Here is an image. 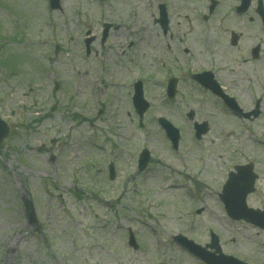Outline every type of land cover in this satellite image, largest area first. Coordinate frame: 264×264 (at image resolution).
<instances>
[{
	"label": "rangeland",
	"instance_id": "374dc122",
	"mask_svg": "<svg viewBox=\"0 0 264 264\" xmlns=\"http://www.w3.org/2000/svg\"><path fill=\"white\" fill-rule=\"evenodd\" d=\"M207 1L61 0L52 11L47 0H0V116L11 127L0 144V264H201L172 236L204 245L209 229L223 252L264 264V231L230 219L218 197L231 166L253 162L258 179L247 202L264 205V59L244 60L260 30L253 11L234 12L236 0H218L210 16ZM161 2L179 40L163 36L155 22ZM205 15L214 20L201 24ZM105 22L119 28L102 50L96 46L97 55L86 56V31L100 35ZM230 29L243 35L235 49L226 42ZM207 39L215 62L203 55ZM169 64L212 66L230 92L240 91L242 106L261 97L262 114L251 122L234 118L188 82L165 101L161 79ZM138 77L146 79L151 104L143 128L129 98ZM189 109L210 125L201 141L185 117ZM158 117L179 128L178 151L169 148ZM142 147L152 159L137 173ZM109 161L117 170L113 181ZM163 191L174 201L166 203ZM28 199L35 223L25 219ZM128 229L137 250L127 245Z\"/></svg>",
	"mask_w": 264,
	"mask_h": 264
},
{
	"label": "water",
	"instance_id": "95a60500",
	"mask_svg": "<svg viewBox=\"0 0 264 264\" xmlns=\"http://www.w3.org/2000/svg\"><path fill=\"white\" fill-rule=\"evenodd\" d=\"M247 4L248 2L244 3L243 6H241V10L245 9L247 7ZM258 7L261 10V4H259ZM160 16L165 17L163 6L160 8ZM107 29L108 26H106L105 32L107 31ZM134 101L135 105L138 106L139 103H141L140 101H142L141 91L139 87L135 88ZM143 108L144 107H142V109ZM163 125L167 129L166 131L168 135L171 136L173 133H176L175 130L171 129L170 125L168 126L166 123H163ZM8 130L9 129L7 124L0 119V142L6 137V135L8 134ZM236 170L237 173L230 174V177L224 187V194L221 196L226 204L227 212L231 217L235 219H245L246 221L251 222L264 229V210L260 211L247 208L245 204V197L252 190L253 177L250 175V167H237ZM229 191L232 192L233 195H231ZM25 210L28 220L30 222H34L35 216L29 202H25ZM130 242L134 244L133 237H130ZM209 246H216V244L214 243L213 245ZM225 258L227 257H220V259Z\"/></svg>",
	"mask_w": 264,
	"mask_h": 264
},
{
	"label": "flooded vegetation",
	"instance_id": "af4514ba",
	"mask_svg": "<svg viewBox=\"0 0 264 264\" xmlns=\"http://www.w3.org/2000/svg\"><path fill=\"white\" fill-rule=\"evenodd\" d=\"M201 18L203 19V21H208V20H210L211 17H201ZM170 30H171V28H170V23H169V24H168V30H167V32H169ZM167 32H166V33H167ZM166 33H164V35H166ZM170 38H171L172 40H174V39L179 40V39H178V35L174 32L173 29H172V34L170 33ZM240 38H241V35H238V38H237V44L239 43ZM255 45H259V46H260V44H255ZM177 47H178V46H176V48H177ZM201 48H202V47H201ZM235 48H237V45L235 46ZM179 49H180V47H178L177 50H179ZM260 49H261V47H260ZM182 51H183V53H185L186 55H189V54H191V51H192V50L190 51L189 48H183ZM171 52H173V51H171ZM202 52H203V51H202ZM175 59L178 60V59H179L178 56L175 57ZM257 59H258V57H256V59H254V61H256ZM201 71H203V70H201ZM210 71H211V70H210ZM198 72H200V71H197V73H198ZM213 74H214L215 78L218 80V82H219L221 85H223L222 83H224V78H225V77L221 76L218 70H216V72H214ZM174 75H175V74H171V75L168 76L167 78H169V77H174ZM164 77H165V76H164ZM235 85H238V83L235 82Z\"/></svg>",
	"mask_w": 264,
	"mask_h": 264
},
{
	"label": "bare ground",
	"instance_id": "6f19581e",
	"mask_svg": "<svg viewBox=\"0 0 264 264\" xmlns=\"http://www.w3.org/2000/svg\"><path fill=\"white\" fill-rule=\"evenodd\" d=\"M161 194H163V195H165V202L167 203H169V202H173L174 201V197L172 196V197H170L171 195H169V196H166V192H161Z\"/></svg>",
	"mask_w": 264,
	"mask_h": 264
}]
</instances>
